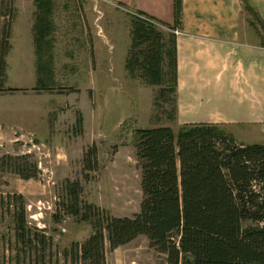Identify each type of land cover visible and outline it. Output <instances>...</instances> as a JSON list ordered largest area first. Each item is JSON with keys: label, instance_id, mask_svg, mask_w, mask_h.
Returning a JSON list of instances; mask_svg holds the SVG:
<instances>
[{"label": "rangeland", "instance_id": "obj_1", "mask_svg": "<svg viewBox=\"0 0 264 264\" xmlns=\"http://www.w3.org/2000/svg\"><path fill=\"white\" fill-rule=\"evenodd\" d=\"M34 10L35 0H0V26L6 21L26 26L15 30L5 59L3 87L17 91L0 92V158H23L20 163L34 165L36 171L24 180L0 167V197L22 196L30 227L52 237L54 247L62 251L92 233L90 225L72 218L54 222L63 182L79 181L82 199L113 217L138 213L141 189L134 131L159 126L176 131L175 102L165 87L144 86L126 74L130 21L122 8L107 0H55L57 31L50 37L51 55L47 50L39 57L27 38ZM4 11L12 20L3 18ZM45 62L47 74L41 67L39 71ZM39 76L48 78L52 91L35 89ZM244 131L234 136L237 143L243 139L246 144H264ZM91 146L97 151V165L86 172L85 180L83 153ZM12 229L0 209V264H15L9 249ZM105 259L106 264H166L144 236L113 251L106 247Z\"/></svg>", "mask_w": 264, "mask_h": 264}, {"label": "trees", "instance_id": "obj_2", "mask_svg": "<svg viewBox=\"0 0 264 264\" xmlns=\"http://www.w3.org/2000/svg\"><path fill=\"white\" fill-rule=\"evenodd\" d=\"M8 7V6H7ZM245 9H252L245 4ZM33 45L37 57L51 55V0H35ZM3 18H10L8 11ZM256 17V15H254ZM130 47L125 71L130 79L148 87H165L176 97V35L181 27L182 0H173V24L140 12L128 13ZM0 31V92L5 58L10 50V24ZM47 74L49 62L39 65ZM47 76V75H46ZM50 78V76H49ZM47 77L38 88L52 91ZM176 111V110H175ZM175 115V114H174ZM175 120V118H174ZM135 159L140 169L141 202L132 217L116 218L82 199L79 181L61 185L54 222L64 217L91 226L81 244L59 251L44 231L30 227L20 195L0 197V209L13 227L15 264H106L110 251L144 236L166 264H264V144L237 143L232 134L215 124L138 128L134 131ZM23 158L4 155L0 167L27 180L35 166ZM83 176L97 165L95 146L83 153ZM4 168H1L3 170ZM54 248V252H53Z\"/></svg>", "mask_w": 264, "mask_h": 264}, {"label": "crops", "instance_id": "obj_3", "mask_svg": "<svg viewBox=\"0 0 264 264\" xmlns=\"http://www.w3.org/2000/svg\"><path fill=\"white\" fill-rule=\"evenodd\" d=\"M107 1L126 13L140 12L173 24V0ZM51 6L54 33L55 0H51ZM34 22L27 24L30 35L21 37L30 39L33 48ZM14 25L13 21L9 43L15 30L26 27L24 22ZM177 31V128L215 124L233 137L246 130L264 143V0H182L181 27Z\"/></svg>", "mask_w": 264, "mask_h": 264}, {"label": "built area", "instance_id": "obj_4", "mask_svg": "<svg viewBox=\"0 0 264 264\" xmlns=\"http://www.w3.org/2000/svg\"><path fill=\"white\" fill-rule=\"evenodd\" d=\"M175 35H178L179 34V32L176 30V31H174L173 32Z\"/></svg>", "mask_w": 264, "mask_h": 264}]
</instances>
